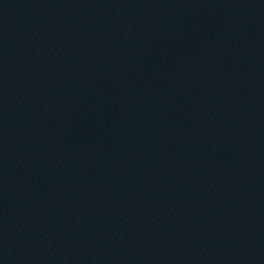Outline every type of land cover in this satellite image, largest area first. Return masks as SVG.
Masks as SVG:
<instances>
[{"label":"water","instance_id":"water-1","mask_svg":"<svg viewBox=\"0 0 264 264\" xmlns=\"http://www.w3.org/2000/svg\"><path fill=\"white\" fill-rule=\"evenodd\" d=\"M0 264H264V0H0Z\"/></svg>","mask_w":264,"mask_h":264}]
</instances>
